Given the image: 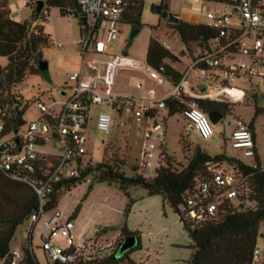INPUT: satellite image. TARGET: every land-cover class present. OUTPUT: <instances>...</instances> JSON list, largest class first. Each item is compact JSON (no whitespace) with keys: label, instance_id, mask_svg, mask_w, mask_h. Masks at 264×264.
Here are the masks:
<instances>
[{"label":"built area","instance_id":"built-area-1","mask_svg":"<svg viewBox=\"0 0 264 264\" xmlns=\"http://www.w3.org/2000/svg\"><path fill=\"white\" fill-rule=\"evenodd\" d=\"M74 1L80 8L81 16L86 18L88 28L87 33L83 32V53L90 47L92 54L101 57L105 44L117 38L119 25L124 22V16L136 0ZM152 1L154 6L160 8L169 2ZM183 1L190 6L185 10L189 18L185 22L206 27L213 35L197 43V51L188 65L181 72L178 71L180 78L177 83L163 77L146 63L124 56L104 61L93 59L81 65V69L85 68L93 75L83 74L80 70L69 76L70 85H66L68 92L64 89L61 92L65 100L59 103L57 109L36 101L40 117L29 123L23 133H5L0 120V174L30 186L39 201L37 211L27 219L32 225L30 231L44 214L43 205L53 187L62 179L77 178L86 167L93 165L86 151L87 131L91 125L97 132L109 134L112 127L110 113L96 112L93 117V107L102 106L118 116L125 112L128 120L139 127L143 126L144 140L139 151V162L133 166L136 174L153 167L154 172L160 165L158 159L162 158V153L159 149L164 137L162 126H165L164 118L157 120V114L159 110L166 111V99H174L186 107L182 117L202 139L212 136L213 124L195 100L229 106L243 104L246 98L259 99L261 106L257 110L264 113V93L258 90L259 84L264 86V0ZM99 33L101 39L97 38ZM162 46L167 48L164 43ZM101 62L105 65L102 76L98 71ZM118 67L140 68L146 77L153 79L152 76H156L155 84L163 88L164 96L157 98L152 89H144L142 82H137L134 87L145 92L143 99L131 95H113V74ZM98 81L104 87L103 92L95 89ZM232 91L237 94H232ZM234 122L235 129L229 138L231 148L250 160L249 163L241 161L243 164L250 165L256 155L254 131L251 125H245L240 120ZM158 140L160 143L156 148L154 142ZM47 144L56 146V152L47 151ZM208 172L209 177L198 181L177 207L183 225L188 230L213 221L217 207L223 200L235 206H242L243 202L248 205L244 200L245 178L237 170L226 163H210ZM70 230V222L62 223L59 213L44 223L40 233L46 264L91 262L111 254L110 245L101 247L93 238L73 244ZM54 233L66 237L71 244L65 249L53 246L50 237ZM259 236L263 246H257L255 242L250 264H264V235ZM8 264H24L22 254L11 251Z\"/></svg>","mask_w":264,"mask_h":264},{"label":"rangeland","instance_id":"rangeland-1","mask_svg":"<svg viewBox=\"0 0 264 264\" xmlns=\"http://www.w3.org/2000/svg\"><path fill=\"white\" fill-rule=\"evenodd\" d=\"M30 0H7L9 12L12 11L18 22L30 21L31 8L35 3ZM37 0H35L36 2ZM41 2V1H40ZM154 2L152 0H141V14L139 22L141 29L129 42L132 28L128 24L119 25L117 38L105 44L106 48L101 57H96L88 48L83 53L84 35L77 18L73 16H60L57 8H49L46 21L43 23L44 32L49 36L50 43L41 49L42 59L47 64L49 79L39 76L26 75L23 82L12 88L13 92L21 95L27 103L23 114L24 125L20 128L18 135L23 133L25 127L38 120L40 112L36 107V101H41L45 106L57 109L59 103L65 100L61 95L63 89L67 91L66 85H70L68 78L80 70L83 74L93 75L87 69H81L82 62L88 63L93 59L101 61L112 59L116 56L145 63V52L149 38H153L161 45L164 43L167 49L176 60L172 66L181 72L189 63L197 51V43H181L176 32L160 16L152 11ZM168 12L175 15L181 21H186L190 8L183 0H169ZM9 18L13 19L11 13ZM15 21V20H14ZM101 39V33L97 35ZM6 64L4 58H0V66ZM99 75L105 72L103 62L98 64ZM146 77L138 69L118 67L113 74V95H131L137 99H143L145 92L135 89L137 82H142L145 90L152 89L157 98L164 96L165 91L160 85L155 84L154 79ZM161 82H163L161 80ZM254 82H257L254 79ZM234 87L240 88L239 85ZM169 88V87H168ZM95 89L104 91L101 81L97 82ZM258 90L264 93V86L258 85ZM232 94H237L232 91ZM243 104H232L224 116L213 125V134L207 139H202L194 130H189L190 124L181 116L173 115L168 117L167 112L159 110L157 120L164 118L162 132L161 150L162 158L158 162L162 164L164 158L172 160L176 169H181L186 164L193 148L197 147L209 156H215L224 152L229 157L238 158L244 163L250 160L243 158L238 150L230 145V135L235 129V120L242 121L245 125H251L254 131L255 151L260 163H264V113L255 116V109L261 106V101L246 98ZM55 102L56 104H53ZM109 112L112 119V127L108 135L97 132L91 125L87 131L86 151L92 164L100 163L106 156H114L123 160L124 172L127 176L133 173L132 167L139 162V151L144 140L143 126H137L132 120L127 119V114L122 112L120 116L110 112L102 106L93 107L91 114L94 117L96 112ZM160 141L154 144L158 148ZM106 148V149H105ZM47 151L56 152V146L47 144ZM161 158V159H160ZM155 161L153 165L155 166ZM154 168V167H153ZM153 168L142 173L145 178L153 177ZM91 185L90 189L89 186ZM89 189V190H88ZM127 196L120 191L115 184L106 182H92L87 178L68 191L62 190L56 209L44 213L30 231L31 223L25 220L14 231L9 247L11 251H19L30 243L32 254L38 264H46L42 251L41 228L55 213H59L62 223L66 222L73 212L78 208V213L70 222V235L72 243L76 244L82 240L93 238L101 247L110 245L111 253L124 236L120 229L125 227L128 231L135 233L139 238V249L129 254L128 260L119 264H185L189 259L192 249L191 240L183 230L177 214L165 203L160 196H147L145 191L139 187H132L126 190ZM133 200L129 214L125 217L123 210L127 200ZM107 228L102 233L100 230ZM30 232V235H29ZM260 234L264 235V223L259 226L256 245L263 246ZM48 237V236H47ZM30 240V242H29ZM50 240L52 245L61 249L67 248L71 242L59 233H54ZM0 264H2L0 262Z\"/></svg>","mask_w":264,"mask_h":264},{"label":"trees","instance_id":"trees-1","mask_svg":"<svg viewBox=\"0 0 264 264\" xmlns=\"http://www.w3.org/2000/svg\"><path fill=\"white\" fill-rule=\"evenodd\" d=\"M37 1L42 2L40 10L36 12V5H33L30 21L18 22L9 18L7 0H0V58L6 60L5 66H0V120L7 134L19 132L24 125L22 117L27 108V103L23 101L21 95L13 92L12 88L22 83L26 75L43 78L39 71V64L44 61L41 49L50 43V38L43 27L49 8H57L62 17L70 15L78 19L80 13V8L74 0ZM29 2L36 4L35 0H30L26 5ZM161 9L167 11L168 6L164 5ZM140 14L141 0H136L129 13L124 16L123 24L130 25L132 30L138 32L142 27L139 22ZM165 24L176 32L183 44L202 43L213 35V32L206 27L181 20L179 24ZM175 60V56L159 42L153 38L148 39L145 63L174 84L180 78L179 72L172 66ZM195 102L202 111L217 112L221 118L232 106L202 99ZM164 103L168 117L175 114L182 116L186 109L184 105L171 98L166 99ZM258 114L261 112L255 109V116ZM210 163H226L245 178L244 200L248 205L243 202L242 206H235L223 200L217 207L216 218L213 221L188 230L183 225L177 207L185 194L191 191L198 181L209 177L208 164ZM263 165L259 162L257 155L254 156L251 164L247 165L227 156L224 152L209 156L195 147L183 168L176 169L172 160L165 157L162 164L153 172V177L145 178L142 174H136L134 167H132L133 174L127 176L123 170V160L114 156L107 157L104 150V157L100 163L86 167L77 178L60 180L46 197L43 211L49 213L55 210L61 191H68L87 178H90V184L92 182L115 184L125 196H127L128 188L139 187L147 196H160L177 214L183 230L191 240L192 253L185 264H250V255L258 236L259 226L264 223ZM90 187L91 185L89 189ZM132 204L133 200L128 198L123 210L125 217L129 214ZM38 206V198L30 186L9 180L0 174V262L2 264H8L11 258L9 244L15 229L35 213ZM77 213L78 208L67 221H73ZM107 230L103 228L100 231L104 233ZM120 232L124 237L136 235L125 227H122ZM121 241L108 257L91 262L78 261L76 264H119L125 259L130 262L128 256L139 249V238L133 249L118 256L117 251ZM22 262L38 264L32 254L30 243L23 249Z\"/></svg>","mask_w":264,"mask_h":264},{"label":"water","instance_id":"water-1","mask_svg":"<svg viewBox=\"0 0 264 264\" xmlns=\"http://www.w3.org/2000/svg\"><path fill=\"white\" fill-rule=\"evenodd\" d=\"M36 12H38L42 6V2L37 1L36 2ZM152 11L160 16L161 19H163L167 24H179L180 20L178 17H176L173 14L168 13L166 10H162L159 6H153ZM78 22L82 28V31L84 33L88 32V28L86 26V18L81 16V13L78 14ZM136 30H132L129 42L132 40V38L136 35ZM39 71L43 78L48 79V72H47V64L45 61L40 62L39 64ZM207 117L211 121L213 125H215L220 119L221 115L217 112H209L207 113ZM191 129V128H190ZM138 243V238L133 235L126 236L122 239L120 246L117 251V255H121L131 249H133L136 244Z\"/></svg>","mask_w":264,"mask_h":264},{"label":"crops","instance_id":"crops-1","mask_svg":"<svg viewBox=\"0 0 264 264\" xmlns=\"http://www.w3.org/2000/svg\"><path fill=\"white\" fill-rule=\"evenodd\" d=\"M10 13H11V15L13 16V19H14L15 21H18L17 19L14 18L15 15H13V12L10 11ZM190 128H191V127H189L188 129L191 130ZM14 251H15V250H14Z\"/></svg>","mask_w":264,"mask_h":264}]
</instances>
